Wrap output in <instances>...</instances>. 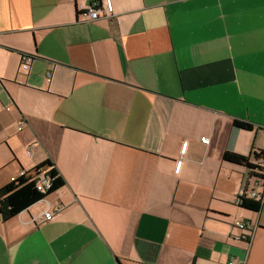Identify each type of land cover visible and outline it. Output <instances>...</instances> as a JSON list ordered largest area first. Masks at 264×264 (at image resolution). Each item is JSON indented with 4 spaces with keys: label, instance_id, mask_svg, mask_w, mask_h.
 Segmentation results:
<instances>
[{
    "label": "crops",
    "instance_id": "obj_1",
    "mask_svg": "<svg viewBox=\"0 0 264 264\" xmlns=\"http://www.w3.org/2000/svg\"><path fill=\"white\" fill-rule=\"evenodd\" d=\"M94 1L111 17L89 21ZM252 147L264 0H0V201L45 162L64 182L0 217V264H264V185L222 159ZM243 191L262 194L258 213ZM237 221L256 226L249 243Z\"/></svg>",
    "mask_w": 264,
    "mask_h": 264
},
{
    "label": "trees",
    "instance_id": "obj_2",
    "mask_svg": "<svg viewBox=\"0 0 264 264\" xmlns=\"http://www.w3.org/2000/svg\"><path fill=\"white\" fill-rule=\"evenodd\" d=\"M28 56V55H21ZM233 126L242 131H252L253 126L247 122L234 120ZM223 161L242 167L247 173V177L257 180L258 184L264 185V150L251 148L248 156H241L230 152L223 154ZM40 167H51L47 162L40 165ZM52 180L51 187L44 194L39 193L35 188V181L27 184L24 188L20 189L19 198L14 200L0 201V217L3 222L18 215L20 212L42 201L47 196L57 192L64 186L62 178L57 174L55 169L49 173ZM262 194H259L258 199L245 198L244 196L238 197L237 206L245 211L258 213L261 209ZM249 243L248 241H246Z\"/></svg>",
    "mask_w": 264,
    "mask_h": 264
},
{
    "label": "built area",
    "instance_id": "obj_3",
    "mask_svg": "<svg viewBox=\"0 0 264 264\" xmlns=\"http://www.w3.org/2000/svg\"><path fill=\"white\" fill-rule=\"evenodd\" d=\"M101 1V0H100ZM100 17H104V18H110L111 16L105 14H101V10L99 8V2L98 1H94L92 2L91 6L89 7L88 10V14H87V19L89 21H94L99 19ZM32 61V57L31 56H22L20 59V69L23 72H27L30 66V63ZM50 80V75H47V81ZM22 129V125L19 126L18 131H20ZM200 142L208 145L209 140H207L205 137L200 139ZM187 147V143L184 142L181 146V150H180V154L183 155L185 153ZM28 153V152H27ZM181 166V161H178L176 163L175 166V173L179 172ZM44 171L43 176L39 179L35 180V188L36 190L41 193L44 194L46 191H48L51 187V182L53 179L50 178L49 173L51 172L53 168V166L51 165V167H41ZM25 173L23 171L20 172V177H24ZM11 182L17 184V181L15 178L11 179ZM244 196L245 198H251V199H258L259 198V194H256L254 191L252 192H247V191H243L239 197ZM45 200V199H43ZM42 200V201H43ZM41 202V201H40ZM62 208L60 206H56L53 210L49 209L48 207L38 216L40 217V220H32L33 224H35L36 226L42 225L44 223H47L51 220H53L55 218L56 215H58L61 212ZM233 229L238 231V234H231V238L235 241H249L250 237H251V233L253 232V230L256 228V226L254 224H251L248 221H237L235 222L232 226ZM229 264H233L232 262Z\"/></svg>",
    "mask_w": 264,
    "mask_h": 264
}]
</instances>
